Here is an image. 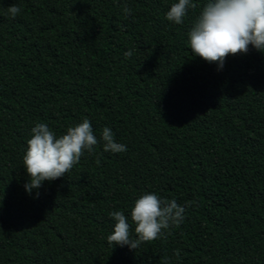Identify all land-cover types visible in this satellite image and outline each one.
I'll return each mask as SVG.
<instances>
[{
  "label": "trees",
  "instance_id": "trees-1",
  "mask_svg": "<svg viewBox=\"0 0 264 264\" xmlns=\"http://www.w3.org/2000/svg\"><path fill=\"white\" fill-rule=\"evenodd\" d=\"M177 2L0 0V264H264V53L218 70L188 37L208 0L179 25ZM85 118L94 151L30 195L32 128L59 138ZM105 127L125 152L104 151ZM146 193L185 206L184 221L136 251L110 246L109 213L136 237Z\"/></svg>",
  "mask_w": 264,
  "mask_h": 264
},
{
  "label": "clouds",
  "instance_id": "clouds-1",
  "mask_svg": "<svg viewBox=\"0 0 264 264\" xmlns=\"http://www.w3.org/2000/svg\"><path fill=\"white\" fill-rule=\"evenodd\" d=\"M192 0H178L172 4L166 14L168 21L182 24L189 9H195ZM21 12L20 7L11 5L8 13L15 18ZM124 12L131 9L124 5ZM191 52L204 61L223 69L226 58L237 54H247L250 47L264 53V0H208L188 33ZM131 50L125 52L126 57ZM32 138L24 155V168L29 176L24 185L31 195L43 182H52L68 174L77 164L84 152L92 153L98 140L90 120L69 127L65 135L57 138L46 124L38 123L32 128ZM104 151L122 153L127 146L116 142L114 133L108 127L102 131ZM194 202H186L191 206ZM186 207L174 199H161L155 193H146L138 198L131 211L135 223L136 237L130 236V224L123 211H113L109 215L115 221L114 231L107 237L109 245L128 246L137 250L144 242L154 241L165 236L172 226H179L185 219ZM179 250L176 255L178 256ZM162 264H169L165 257Z\"/></svg>",
  "mask_w": 264,
  "mask_h": 264
}]
</instances>
